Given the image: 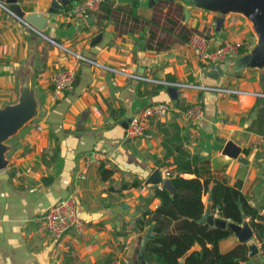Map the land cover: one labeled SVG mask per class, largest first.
<instances>
[{"label": "crops", "instance_id": "crops-1", "mask_svg": "<svg viewBox=\"0 0 264 264\" xmlns=\"http://www.w3.org/2000/svg\"><path fill=\"white\" fill-rule=\"evenodd\" d=\"M52 1L16 0L23 13L45 17L39 31L0 0V105L16 99L22 75L30 77L39 101L37 116L5 140L0 264H137L139 240L148 232L137 220L148 217L142 216L145 208L159 204L153 190L161 184L147 180L155 169L162 178L193 176L176 168L177 161L193 156L206 159L226 184L238 181L247 201L264 213V97L259 94L264 74L242 70L212 78L211 65L187 44L196 33L210 46L229 40L247 49L253 34L246 19L227 13L216 28L213 13L173 0H103L95 11L72 17L61 11L65 4L49 11ZM63 67L74 68L73 86L51 100L50 76ZM158 101L171 109L149 124L151 137L125 138L129 117ZM193 102L201 104L203 115L189 122L182 109ZM228 140L245 161L222 152ZM90 151L106 160L84 166ZM133 180L137 184L129 185ZM71 191L81 228L70 227L57 241L39 234L34 217ZM200 199L204 211L209 192ZM166 228L172 229V222ZM237 243L230 232L217 241V249ZM256 245L260 249L257 240ZM199 248L194 242L187 252ZM237 264H264V254L261 249L246 254Z\"/></svg>", "mask_w": 264, "mask_h": 264}, {"label": "trees", "instance_id": "trees-1", "mask_svg": "<svg viewBox=\"0 0 264 264\" xmlns=\"http://www.w3.org/2000/svg\"><path fill=\"white\" fill-rule=\"evenodd\" d=\"M76 0L63 5L61 11L67 12ZM242 43L238 52L245 50ZM177 172L187 171L191 177H182L178 173L169 175L172 190L154 186L153 193L159 198V204L153 209L145 208L137 221L146 225L151 234L147 236L144 246V260L153 264H237L246 257V246L237 243L226 251L217 249V241L230 234L226 227L209 225L198 220L203 211L200 196L205 191L210 195V206L219 216L227 220L239 222L240 210L248 218L255 239L259 242L264 254V213L251 205L239 189V182L234 185L225 183L209 168L206 159L193 156L176 162ZM211 182L210 186L208 184ZM126 183L122 185L125 186ZM137 184L131 181L129 185ZM172 222L173 228L168 230L167 224ZM148 233V232H147ZM197 242L199 249L187 252ZM205 243H209L206 246Z\"/></svg>", "mask_w": 264, "mask_h": 264}, {"label": "water", "instance_id": "water-1", "mask_svg": "<svg viewBox=\"0 0 264 264\" xmlns=\"http://www.w3.org/2000/svg\"><path fill=\"white\" fill-rule=\"evenodd\" d=\"M70 0L52 1L49 11H54L57 6L66 4ZM172 1V0H171ZM178 1L188 8H196L204 12H211L215 16V27L218 28L222 19L227 13H236L246 19L250 25L253 42L245 50L232 55L223 62L213 64L209 67L208 76L215 78L220 73H237L242 70H257L264 74V0H173ZM7 7L17 16L21 17L26 23L32 25L37 30H41L44 25L45 17L41 13L28 12L23 13L16 3V0H4ZM39 101L36 96L35 88L31 83L28 75H22L18 81L17 97L12 102L0 105V172L7 165L5 152L9 145L5 140L13 135L26 122L37 116ZM222 152L239 161H245L240 154L239 146L231 141H226ZM150 175L147 183H159L162 187L172 190L168 178H162L159 169ZM241 219L239 222L227 220L224 217L214 215L210 210L209 203L205 204L203 213L198 220L210 225L226 227L235 236L238 242L246 246V254L252 256L259 252L256 245L253 229L248 220L244 217L243 211L240 210ZM151 227L148 233L143 235L138 243L137 264H146L144 260V246L146 237L151 234ZM180 264V263H177Z\"/></svg>", "mask_w": 264, "mask_h": 264}, {"label": "built area", "instance_id": "built-area-1", "mask_svg": "<svg viewBox=\"0 0 264 264\" xmlns=\"http://www.w3.org/2000/svg\"><path fill=\"white\" fill-rule=\"evenodd\" d=\"M103 0H76L68 9V15L72 17H83L90 12L95 11ZM187 44L194 53V55L202 62L213 65L223 62L232 55L238 53L239 43L225 40L219 44L210 46L207 40L199 34H190ZM59 45V44H57ZM64 50L73 53L66 47ZM104 68H109L106 65H101ZM115 71L121 72L127 76H137L123 70ZM75 70L72 67H63L55 70L50 76L51 89L50 99L58 98L65 90L71 89L73 86ZM176 85L191 86L194 88H210L202 84H194L187 82H176ZM211 88H214L211 86ZM228 91H235L232 89H224ZM264 97V92L259 93ZM171 109V105L167 102H152L135 111L128 119L124 126V137H151L152 133L149 130V124L153 121L161 120L162 117ZM183 117L189 122L198 121L203 115V109L199 102L187 104L182 109ZM106 160V155L100 152L90 151L84 158V166L90 164L98 165ZM165 175L168 172L165 171ZM36 223V230L39 234L45 235L52 241L60 239L62 234L70 227L75 230L81 228V221L75 212V197L73 192H69L66 196L58 201L50 204L40 215L34 217Z\"/></svg>", "mask_w": 264, "mask_h": 264}]
</instances>
